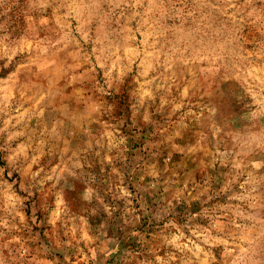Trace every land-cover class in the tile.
<instances>
[{"label": "rangeland", "instance_id": "obj_1", "mask_svg": "<svg viewBox=\"0 0 264 264\" xmlns=\"http://www.w3.org/2000/svg\"><path fill=\"white\" fill-rule=\"evenodd\" d=\"M0 264H264V0H0Z\"/></svg>", "mask_w": 264, "mask_h": 264}]
</instances>
